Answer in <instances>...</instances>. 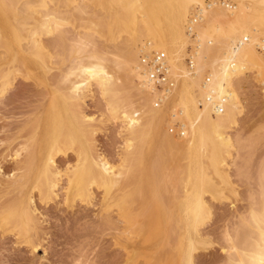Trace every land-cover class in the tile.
Masks as SVG:
<instances>
[{"label":"bare ground","instance_id":"bare-ground-1","mask_svg":"<svg viewBox=\"0 0 264 264\" xmlns=\"http://www.w3.org/2000/svg\"><path fill=\"white\" fill-rule=\"evenodd\" d=\"M10 1H12L13 4H17L19 0ZM38 1L41 3L39 5H45L46 0ZM59 1L57 0V2ZM154 1L155 2L150 4L148 9L145 5L143 6V16L141 19H138V16L135 15L133 11L132 13L127 12V9H130L133 2H136L135 0H67L66 4L70 5L69 8L87 12L91 16L101 17L102 20L100 19L98 23H96L97 26L99 25L102 27L104 25V18L105 20L111 21L110 24H105L107 27H110L111 30L115 29L120 31V29H122L128 33L125 42H122V44H126L122 46L119 42L120 46H116H119V51L125 52L126 50L125 53H128V55L126 56L125 53H123L125 56L122 60L125 61V58H130V64L126 71L122 73L120 68H125L124 64L126 61L129 62V60L127 59L123 63L124 67L121 66L122 62L119 60H113L115 61L114 66L116 67L114 68L113 66V69L116 71H110L108 69L109 66L107 67L108 63H105L106 57L103 58L100 56L101 53L100 55L95 53L85 56L77 55L85 50L86 44L88 45L91 42L88 40L89 43L85 41L86 35H84L86 37H78L80 44L74 43L73 45L75 46L74 51L76 50L75 54L77 56L75 55V57H73L74 61L72 60L73 63L64 76V82L67 83V85L58 97L61 101V110L59 109L60 111H58L57 109V116L63 117L74 129V137H67L66 139L64 137L57 138L56 136L53 138L45 161L43 162V168L40 169L41 171L38 173V181L42 183L41 186L43 187V191H47L56 184L53 180L48 181L47 175L48 172L52 174L51 176H56L58 174L55 169L53 171L51 168L52 165H54L52 164L54 162V154L62 151V147H65L66 149L76 148L75 151L77 153L78 164H76V167L73 166L74 169L70 171L68 177L71 189L72 182L76 183V188L75 190L73 189L75 194L85 193L84 191L88 190V186L92 184L101 187L104 190L103 193L106 195L115 192L113 190H121L125 187L127 181L123 177L124 172L121 169H115L114 165L101 156L103 154H93L89 147L91 141L88 142V139H84L81 143L79 133L80 127L84 121H89L92 117L87 116L85 112H80V108L79 112L77 111L78 109L74 108L80 107L84 93L90 90L92 80L102 85V89L105 91H112L116 84L115 75L119 72H117L118 69L124 77L125 82L123 81L122 85L126 87L127 83L132 84L135 90L131 93H134V98H137L134 100L131 99V101L128 100L129 103L126 105H122L118 101L110 103V111L114 114H121L125 122L126 133L124 135H126L125 138L128 147H132L135 151H140L141 154L145 149L153 150V143L158 136L157 133L159 134L157 131L163 125L164 129L162 130L161 137L160 139L158 138V140H161L159 142L161 147L160 152H162L164 148V151H171L174 153L175 160L178 162L181 161L179 165L184 167V170L182 171L181 169L178 171V174L175 172L177 171L175 170L176 168L173 170L175 173L171 171L174 176L175 174L177 175L175 176L177 178L174 179V191L171 190L173 191L172 200H169L174 206V219L169 224L172 238H167L160 243L159 248L163 252L161 253L165 255V257L171 259V264L197 263L194 260L195 255L197 257L198 254H195L196 250L203 249L202 246L206 247L207 245L203 242L204 239H199L198 223L209 219L211 215V209L207 204V199L204 198V194L206 192L212 194L216 192L217 185L214 178L220 181L227 179L228 160H233V158H236V155H234L236 152L239 153V150L245 149V151H241V153H243V156L247 155L246 158L251 155L253 156V152H256H254V156H256L254 159L255 161L252 162L254 165H251V169L252 166L254 167V173L251 175L253 181L251 187L249 186L250 190L247 194L249 203L245 205L241 212L235 213L233 215L235 219H231L224 228L222 239L226 243V248L225 255L223 254L224 260L222 264H264V110L263 113L261 112L263 118L260 116L261 114L258 116L260 122L257 124V120L256 122L252 121L257 125L253 124L255 127L251 125L252 128L249 129L251 131L247 128L249 137L247 132H244L246 135L243 133L245 129L242 130L245 136L240 135V130L239 136H232L234 128L238 130L241 126H244V123L241 126L239 125V122H241L239 118L244 113L243 104L244 100L248 97L245 94V91H247L245 90V80L250 73H254L257 76V81L262 85L261 89L264 97V0H230L233 2L232 5L227 1V3H225L224 0L220 2H218L219 0H209L205 5L203 4V0ZM164 1H167V6H164ZM25 2L26 1H24V4H26ZM36 2L37 1H35V3ZM66 4L65 6L68 7ZM22 5L23 4L20 6ZM139 5L136 8L138 11L140 9ZM20 6L18 5V8H20ZM196 6L202 8V16L200 20L194 24L193 29L195 37L191 38L187 32V25L189 16ZM29 7L30 5L27 3V5H23L18 11H16V9V13H14H25V15L31 16L32 12L29 11ZM56 10H48L45 8L43 22L41 23V28H43L45 32L50 33L51 31L57 30L60 25L59 21L64 20L63 15L60 16L61 13L59 14L58 12L61 9ZM80 11H78L77 14H79ZM0 15H4L1 9ZM41 15H43V13ZM32 16H34V14ZM65 19L67 20V18ZM185 24L187 25L185 26ZM31 27L33 28V26ZM37 29H40V27ZM102 31L104 32L105 30ZM29 32L31 31H24V36H22L29 38L28 43H30L32 47H37L40 44V40L34 36L36 32L32 33L34 34L33 36H30L31 33L29 34ZM59 34H61L60 31ZM190 38L192 39L191 42ZM58 39L62 41L63 38L60 39L59 35ZM78 40L76 39V41ZM188 42L193 43L191 44L194 50L192 70L188 69L185 64ZM93 46L94 45H92V48H94ZM153 51H162L165 53L168 70L174 80L173 87L165 94V97H161L159 91L151 84L147 83L145 79V69L141 62V58L145 55H149ZM122 52L119 53L121 54ZM119 53L117 55L121 57ZM1 71L2 70H0V74ZM206 78H208L207 82ZM11 79L13 80L14 78ZM5 89L7 90V88L4 87L0 92L2 93ZM207 96L212 97L216 101H220V105L222 106L221 112H212V104L206 101ZM159 97L160 102L157 103L156 101ZM126 99L128 98L126 97ZM89 123L90 122H88V124ZM176 123L184 127V134L181 136L170 132V126ZM234 132L236 131L234 130ZM236 133L235 134L238 135V131ZM246 139L251 141L247 143ZM32 145V142L29 143V141H27L22 143L20 147L15 150L13 159L16 161V166L14 167L16 173H12V178L6 180V188L21 190L23 185L27 184L36 175L41 160L39 159V150ZM252 148L254 151L251 153L248 150H252ZM235 149L236 151H234ZM23 152L25 155L22 157ZM248 152L249 154H247ZM168 156L169 154L165 157ZM177 161H174V164L177 163L176 165H178ZM244 161L246 162H244L245 168L250 167L248 166L250 162L245 159ZM3 181L5 180L3 179ZM166 190L171 194L169 189ZM156 191L159 192L160 190L158 189ZM44 193L46 192L44 191ZM124 194L125 193L122 192V196ZM164 194L165 193L162 194V191L160 192V195H162L160 197V199L162 198L161 201L163 200ZM41 195L43 197V194ZM37 196L39 197V195ZM170 196L171 195L168 197L170 198ZM164 197L166 198V196ZM44 199L45 198H43V200ZM17 202L10 208L5 209V212H1V210L0 218L2 221L8 222L10 219H13L14 216L19 217L26 226L31 220L30 211L28 210V206L26 208L23 205L22 201L18 200ZM137 202L140 201L138 200ZM145 208L146 206L144 209ZM140 214L141 213H139V215ZM14 225L17 226V224ZM203 228L200 230L204 231V233L208 231L203 230ZM209 233L212 234L210 231L208 234ZM34 240L35 239L32 241L33 243Z\"/></svg>","mask_w":264,"mask_h":264},{"label":"rangeland","instance_id":"rangeland-1","mask_svg":"<svg viewBox=\"0 0 264 264\" xmlns=\"http://www.w3.org/2000/svg\"><path fill=\"white\" fill-rule=\"evenodd\" d=\"M24 1H26V4H24ZM35 1L38 3H35ZM64 1L46 0L45 5H39L41 3L38 0H19L17 4H13L10 0H0V9L4 13V15H0V70H2L0 74V90L4 87L7 88L2 93L0 92V211L5 212V209L10 208L19 200L23 202L26 208L28 206L31 214V220L26 226L19 217L14 216L8 222L2 221L0 218V264H171V259L162 254L163 252L160 250L159 245L165 239L172 238L169 224L174 219V206L170 201L172 200V192L175 188L174 179L177 178L175 176H177L176 174L181 169L183 171L184 167L179 165L181 161L175 160L174 153L171 151H164V148L160 152L161 147L159 142L161 140H158V138L160 139L161 137L162 130L164 129L163 125L157 131L159 134L157 133L158 136L153 143V150L145 149L141 154L140 151H135L132 147H128L126 135H124L126 133L125 122L121 114H114L110 111L111 102L118 101L122 105H126L131 99H137L134 98V93H131L135 90L132 84L127 83L129 87L127 84L126 87L122 85L124 77L122 76L123 74L121 75V72L126 71L130 64V58H127L129 62L126 61V58V62L123 61L122 58L124 59V56H127L128 53H125L126 50L125 52L119 51L118 47L126 44H122V42H125L128 33L122 29L120 31L111 30L110 27L105 25L110 24L111 21L104 18V25L102 27L97 26L96 23L100 19L102 20L101 17L91 16L87 12L74 8L71 9L69 8L70 5L66 4L67 0ZM135 1L138 4L133 2L130 9H127V12L132 13L133 11L138 16H136L138 19H141L143 16V6L145 5L148 9L150 4L155 2L154 0ZM220 1L223 0H219L218 2ZM224 1L230 5L233 4L230 0ZM164 2V6H167V1ZM207 2L209 0H203L204 5ZM27 3L30 5L29 11L34 16H27L25 13L15 14L18 9H21ZM21 4L23 5L20 6ZM18 5L20 8H18ZM138 5L142 11L136 9ZM45 8L48 10L61 9L62 11L59 10L58 12L64 18V20L59 21L60 25L57 30L50 33L45 32L41 28ZM78 11L81 13L77 14ZM41 12L43 15H41ZM39 27L40 29H37ZM102 30L105 31L103 32ZM24 31H31L29 32V34L31 33L30 36H33L34 34L32 33L36 32L34 36L40 40V44L37 47H32L28 43L29 38L23 37ZM59 31L62 35L59 34ZM59 35L60 39L63 38L62 41L58 39ZM81 36L86 37L85 41L91 42L88 45L86 44L85 50L77 55L85 56L91 53L100 55L101 53L100 56L108 59L105 58V63H108L106 64L107 67L109 66L108 69L110 71H116L113 69L115 61L119 60L122 62V65H120L123 67L125 65V68L119 67L121 72L117 69V72L119 71L120 73L114 74L116 76V84L112 91H105L102 89V85L92 80L90 90L84 93L80 107H74L73 105L74 108L78 109V112L80 108V112H85L87 116L92 117L91 120L84 121L80 127L81 143L84 139H88V142L91 141L89 147L93 154H103L101 156L114 165L115 169H121L124 172L123 177L127 181L125 187L121 190H113L115 192H111L110 195L103 193L104 190L95 184L88 186V190L82 194L74 193L76 183L72 182V189L70 188L68 177L70 171L78 164L76 148L66 149L62 147V151L56 152V155L54 154V162L52 163L54 165L51 164V168L53 171L55 169L58 174L51 176L52 174L48 172L47 176L48 181L53 180L56 184L47 191L44 190L46 193L42 189V183L38 181V173L43 168V162L53 138L56 136L57 138L64 137L66 139L67 137H74V129L63 117L57 116L58 111L61 110V101L58 97L67 85L64 82V76L68 72L69 67H71L74 61L73 57L76 55V50L74 51L75 46L73 45L74 43L80 44L78 37L81 38ZM191 41L192 39L190 38ZM190 42H188L190 45L193 44ZM92 45H94V48H92ZM117 49L118 53L122 52L121 54L119 53L121 57L117 55ZM124 62L125 64L123 65ZM114 68L116 67L114 66ZM11 78L14 79L12 80ZM261 88L262 85L257 81V76L254 73H250L245 80V90H247L245 94L248 96H246L248 100H244V113L239 118L241 122L238 121L240 126L244 123V128L242 126L240 128L238 126V130L234 128L232 136H239L240 131V135L245 136L244 132L251 129L254 126L253 124L260 122L258 116L264 110V97ZM260 116L262 117V114ZM88 122L90 123L88 124ZM234 130L238 131V135H236L237 133ZM242 130H244L243 133L245 135L242 133ZM247 135L249 137V133ZM234 140L236 141L235 138ZM27 141L29 143L32 142V146L39 150V159L41 160L38 166L39 170H37L36 175L27 184L23 185L21 190L6 188V180L12 178V173H16L14 170L16 161L13 159L15 150ZM249 141L251 140H247V143ZM239 151V153L234 152L236 158L228 160V178L222 181L214 178L217 185L216 192L214 194L210 192L204 194V198L207 199L205 200L208 201L207 204L211 209V215L209 219L198 223L199 239H204L203 242L207 245L206 247L202 246L203 249L196 250L195 254H198L197 257L196 255L194 257L195 262H197L195 264H206V262L207 264H222L226 248V243L222 239L224 228L231 219H235L233 215L241 212L245 205L249 203L247 194L250 190L249 186L251 187L253 181L251 175L254 173V167L252 166L251 169V165H254L252 162L255 161L256 156H254L255 151L253 148L252 150H248L251 153L254 151L253 156H250L251 158L247 157L248 160L246 158L247 155L243 156V153H241L245 149ZM167 153L169 156L165 157L168 155ZM24 155L25 153L23 152L22 157ZM244 159L250 162V165H248L250 167L245 168L246 162ZM173 160L177 161L178 165H176L177 163L174 164ZM174 168L177 170L175 171L177 172L175 176L172 174L175 173L173 172ZM162 187L165 189H161ZM158 189L160 190L159 192L156 191ZM166 189L173 191L170 194ZM161 191L162 194L165 193L162 201V198L160 199L162 196L160 195ZM122 192L125 193L123 196ZM41 194H43V197ZM168 194L171 195V199L168 197ZM43 198L45 199L43 200ZM136 199L140 202H137ZM145 206L146 208L144 209ZM139 213L141 214L139 215ZM14 224H17V226ZM201 228L208 230L205 231L207 233L205 234L204 231H201ZM209 231L212 234H208ZM33 239H35L34 243L32 242Z\"/></svg>","mask_w":264,"mask_h":264},{"label":"built area","instance_id":"built-area-1","mask_svg":"<svg viewBox=\"0 0 264 264\" xmlns=\"http://www.w3.org/2000/svg\"><path fill=\"white\" fill-rule=\"evenodd\" d=\"M202 16V8L200 6L194 7L193 11L189 16V22L187 25V32L191 38L195 37L193 26L196 24ZM193 46L188 45L187 53L185 56V62L187 64L188 69H193ZM141 62L145 69V79L146 82L151 84L154 88H156L161 97H165V94L173 87L174 80L171 77L168 65L166 61V55L162 51H153L149 55H145L141 58ZM208 78H206V82ZM160 97L157 99V103L160 102ZM206 101L212 104V112H221L222 106L220 105V101L214 100L212 97L207 96ZM170 132L176 135L184 134V127L181 124H173L170 126Z\"/></svg>","mask_w":264,"mask_h":264}]
</instances>
